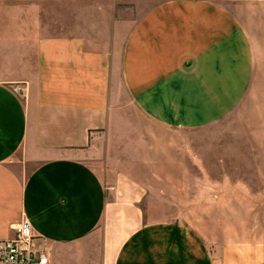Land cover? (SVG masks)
<instances>
[{
  "label": "crops",
  "instance_id": "crops-1",
  "mask_svg": "<svg viewBox=\"0 0 264 264\" xmlns=\"http://www.w3.org/2000/svg\"><path fill=\"white\" fill-rule=\"evenodd\" d=\"M246 109L264 0H0V239L25 218L49 264H264L255 235L144 209L220 214L185 202L187 135Z\"/></svg>",
  "mask_w": 264,
  "mask_h": 264
},
{
  "label": "rangeland",
  "instance_id": "rangeland-1",
  "mask_svg": "<svg viewBox=\"0 0 264 264\" xmlns=\"http://www.w3.org/2000/svg\"><path fill=\"white\" fill-rule=\"evenodd\" d=\"M188 138L194 152L201 157L199 164H191V174L207 176L204 181L190 183V191H185L190 197L185 196V202L217 205L224 210L220 214H181L154 212V208L146 205V218L204 222V231L212 236L215 222H222L230 231L237 232L240 240L255 235L264 244V118L257 110L246 109L235 117L223 119L210 130L192 132ZM204 143L213 147L212 150L204 153L200 149ZM214 145L219 148L215 149ZM89 165L102 174L103 168L98 163L90 161ZM199 190L206 193V202L195 198ZM228 231L225 229V233Z\"/></svg>",
  "mask_w": 264,
  "mask_h": 264
},
{
  "label": "built area",
  "instance_id": "built-area-1",
  "mask_svg": "<svg viewBox=\"0 0 264 264\" xmlns=\"http://www.w3.org/2000/svg\"><path fill=\"white\" fill-rule=\"evenodd\" d=\"M14 92H23L16 86ZM11 238L0 239V264H49L48 258L35 248V237L29 222L24 218L13 228Z\"/></svg>",
  "mask_w": 264,
  "mask_h": 264
}]
</instances>
